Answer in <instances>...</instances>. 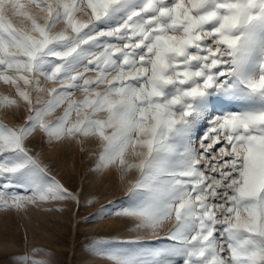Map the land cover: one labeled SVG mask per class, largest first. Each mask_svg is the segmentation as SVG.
<instances>
[{"label":"snow or ice","instance_id":"6c2138e0","mask_svg":"<svg viewBox=\"0 0 264 264\" xmlns=\"http://www.w3.org/2000/svg\"><path fill=\"white\" fill-rule=\"evenodd\" d=\"M0 82V107L26 112L0 122V209L79 204L28 141L94 140V171L137 173L93 217L136 235L94 255L264 264V0H0ZM38 252L19 261L49 264Z\"/></svg>","mask_w":264,"mask_h":264},{"label":"rangeland","instance_id":"374dc122","mask_svg":"<svg viewBox=\"0 0 264 264\" xmlns=\"http://www.w3.org/2000/svg\"><path fill=\"white\" fill-rule=\"evenodd\" d=\"M2 95L14 96L15 91L0 82ZM25 116L23 106L0 107V122L9 126L22 122ZM28 147L40 154L57 180L78 194L80 203L53 201L20 212L0 209V264H22L19 256L33 255V249H42L34 255L47 259L49 264H111L94 255L90 244L98 239L134 237L136 233L130 229L135 222L114 215L93 217L101 207L116 210L126 202L129 181H134L137 173L133 171L122 178L114 166L94 171L95 153L99 152L94 140L87 141L81 151L80 144L68 139L49 144L37 130L29 138ZM149 243L159 246L167 241Z\"/></svg>","mask_w":264,"mask_h":264}]
</instances>
